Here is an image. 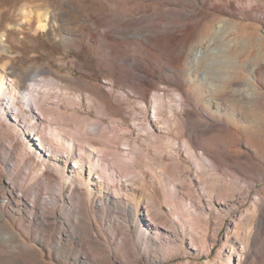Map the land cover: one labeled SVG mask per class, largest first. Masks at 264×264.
Masks as SVG:
<instances>
[{"label": "rangeland", "instance_id": "374dc122", "mask_svg": "<svg viewBox=\"0 0 264 264\" xmlns=\"http://www.w3.org/2000/svg\"><path fill=\"white\" fill-rule=\"evenodd\" d=\"M157 2L163 9L158 6L151 13H141L143 20H131L123 15L127 0H0V39L7 45L0 48V73L6 68L14 71L4 76L7 91L19 86L15 80L19 77L27 92L38 93L41 102L52 107L57 103L69 114L57 116L59 123L52 120L51 125L43 118L35 121L21 103L20 93L11 96V107L25 111L24 115L15 108L8 114L0 109V264H264V219L260 226L257 223L264 216V89L252 93L251 109L244 118L237 115L232 131L206 132L199 127L190 132L186 127L181 130L186 116L209 121L206 115L198 117L203 111L195 110L197 100L209 96H201L182 71L174 70L181 67L184 50L221 17L235 22L231 27L236 28L226 37L230 49L238 52L249 42L256 51L258 41L264 44V0H250L230 13L211 0ZM151 5L157 8L156 2ZM38 9L50 12L44 29L34 15L26 19L29 10ZM144 30L155 31L158 41L131 35ZM122 32L128 37L118 35ZM247 33H251L249 41ZM31 70L40 73L35 80H25ZM143 87H155L164 95L163 118L174 104V89L186 101L176 111L178 124L153 141L140 138L143 131L124 135L122 125L113 123L120 112L99 90L123 92L127 110L135 112L133 121L145 126L137 102L150 99L151 93L143 99L133 92ZM76 93L93 94L105 102V108L95 99L90 103L83 99L74 107ZM3 98L8 101L9 96ZM85 120L100 121L121 138L120 143H108L85 135L98 148L109 150L104 155L106 167L117 166L114 161L119 167L117 178L102 189L92 185L95 196L90 198L74 178L67 187L57 175L65 159L70 167L75 155L60 157L59 153L55 160L46 151V142L64 149L66 144L55 138L60 132L64 138L78 139L71 133ZM168 139L190 140L212 157L214 168L207 162L199 167L180 152L172 155L165 146ZM39 140L42 148L32 149L31 144ZM137 147L141 151L134 153ZM112 150L118 155L129 150L133 159L127 163L125 154L117 161ZM128 171L125 185L121 176ZM146 208L160 209L175 223L177 234L170 223L148 220ZM141 228L147 229L146 236ZM168 234L167 243L159 240Z\"/></svg>", "mask_w": 264, "mask_h": 264}, {"label": "bare ground", "instance_id": "6f19581e", "mask_svg": "<svg viewBox=\"0 0 264 264\" xmlns=\"http://www.w3.org/2000/svg\"><path fill=\"white\" fill-rule=\"evenodd\" d=\"M108 1L113 3L115 0ZM211 1L213 5L218 7L221 11L230 13L240 10L244 3L249 2L250 0ZM152 2H156L157 8H153L151 5ZM158 6L163 9V4H159L157 0H127V11H123V15L126 17H131V20H143L146 17L141 16V13H151L153 10H158ZM132 14H135L136 16H132ZM159 14L160 13L155 12V16ZM31 15H34L36 18L39 28L44 29L47 27V21L50 15L48 9H38L33 11L29 10L28 15H26L28 18H25L29 20ZM160 16H165V14L161 13V15L158 17ZM104 17L105 16H99L98 18L102 19ZM191 17H194V14L191 13ZM232 24H235V22L231 18L224 17H221L220 21L217 23L209 24L205 30V35L202 36V38L190 49L184 50L185 58L181 64V67L174 68V70L182 71L186 82H188L190 85H193V87L199 91L201 96L206 94L209 96L208 98H203L200 103L197 100L198 104L196 103L195 105L196 111H203V114H200L198 117L204 118L203 115H206L209 121L200 120L199 118L193 119L192 116L189 115L186 116V125L181 127V130H185L186 127L187 131L194 132L199 127H205L206 132H217L215 129L232 131L231 127H237L238 124V120L236 118L237 115H239L241 118H244L246 113H248L247 110L251 109L252 102L254 101L251 99L252 93L254 94L264 89V44H262V41H258V47L256 51L253 50L254 47H252V44H248L249 42H247L245 47L238 52H236V48L230 49V44L226 42L229 41V39L226 40V37L229 31H232L236 28L231 27ZM236 30H238V28ZM104 31L106 33L108 32L105 29ZM118 35H121L125 38L128 37L126 32L119 33ZM131 35L145 41H158L157 37L159 36L153 30H144L138 32L135 35ZM250 38L251 33H247L245 36L246 41H249ZM0 46L2 49L7 48L5 41H1V39ZM214 49H216V52H213ZM181 52V50L178 51L179 54ZM131 60L134 61V58H131ZM11 73H14V71L11 69L7 70V68L4 73H0V109H2V111H5L8 114L12 113L13 108H15L16 111L23 113L24 115L26 113L25 111H20L21 109L19 110L18 107H11L12 97L14 95L17 96L20 93L23 99L21 100V103H23L25 108L32 112L35 121L39 118H43L45 122H47L46 124L49 123L51 125L53 123L51 122L52 120L59 123L57 116H60L61 119L62 117L68 118L67 115L69 114H67V111L62 110L57 103L55 106L53 105V107L46 105L45 102H41L39 100L38 93H36L37 95H34L32 92H27V90L24 89V80L19 77L16 79L14 78L16 81H18V83H20L18 84L19 86L16 85L11 93L9 90L7 91V86L5 87L4 84V76H10ZM39 73L40 71L36 70L28 71L25 73L24 79L33 80L35 76L39 75ZM93 86H95L97 89L99 88V86L95 84ZM99 90L101 93H103V95L112 100L113 108L120 112L121 116L115 119L113 123H120L122 125V128L124 129V135L128 136L135 132L138 134L139 131H143L145 134H139V137L148 138L149 141L157 140L160 133L168 132L178 124L176 111L184 108L183 104L186 102L183 94L180 91L174 89L171 97L174 104L169 106V116L163 118L161 106L163 104L162 102L164 101V95L157 92V88L153 87L150 90L148 87H143L141 91L133 90V92L138 93V95L143 97V99L148 96L149 92L151 93L150 99L137 102L140 104L139 113L141 114L142 118L146 120L145 126H142L141 122L133 121L136 119L134 117L135 112H132V110H127V97L123 92H116L117 94H115L105 88ZM221 95H224V97H220ZM3 96H9L8 101H5ZM174 96L176 98H174ZM83 99H86L88 103L95 99L98 105H100L102 108H105V102L102 100L97 101L96 96H93V94L90 93L84 95L81 93H76V95L73 97L74 107L79 106ZM149 108L151 111L150 117L147 115V110ZM127 114L130 116H127ZM13 118L16 120V114H14ZM49 118H51L50 121L48 120ZM128 121L130 123H128ZM126 122L128 124H126ZM160 123H163V125H160ZM71 134L72 136H76L78 139L68 136L64 138V135L63 133L61 134V132L55 134V138L59 140L64 146L66 144V146L64 149L58 150L52 146V142H46V151L49 152L47 155L50 156V154H52L54 159L55 157L59 158V153L60 157L65 155L68 157L70 154L75 155L76 159L72 161L73 163L70 167H67L65 159L64 169L60 170L57 168V175L59 179H63V184H65L67 187L74 178V180L86 188L85 192L88 198H90L91 196H95V187L92 185L97 186L96 188L98 189H102L101 187H103L108 182V180L117 178L115 170L116 167L117 169L119 167L116 161L114 162L117 164V166H115L114 163H111L110 167H106L103 164V161L105 160L104 155H106L109 150L106 148H98L93 142L86 140L85 135L87 136L88 134H92L98 140L108 143H120L121 138L115 135V132L110 133L109 128L103 125V123L101 124L100 121L93 122L88 120L79 122L77 126H75L74 133ZM77 142L79 145L76 147ZM124 144L129 145L126 142H124ZM165 146L172 155L179 156L180 152L185 157H187L188 160L195 162L199 167L203 166L204 162H207L210 167L214 168L215 166L212 157L207 155L203 149L194 147L191 144V141L188 139H181L177 141L168 139ZM31 148L34 150L41 149L42 147L40 140L36 144L32 143ZM139 151H141V148L139 147L134 149V153ZM126 152L125 154L129 156V159L127 158L128 161L123 159L122 163H126V161L129 163L133 159V153H130L131 151L129 150H126ZM125 154L118 155L115 151H113L112 156L119 157L116 160L120 161L122 160L121 158L126 156ZM48 159L50 158H45V160ZM178 159L181 161L179 157ZM129 173V171L125 172V175L121 176L124 178L125 185L129 180V177L127 176L131 175ZM93 174L95 176H93ZM139 176L141 178L142 174H139ZM99 192H101V190ZM145 214L148 220L158 221L161 223V225H168L170 223L171 225L169 224V226L174 228L172 233L177 234V227L175 226V223L163 215L160 209L146 208ZM263 219L264 216L261 215L257 222L258 226L262 224ZM141 233L143 235L145 234L146 236L148 231L146 228H141ZM155 234L157 233L155 232ZM166 238L161 237L159 240L161 241L162 239H165L167 243L169 241V234L166 236ZM163 243L165 242L163 241Z\"/></svg>", "mask_w": 264, "mask_h": 264}]
</instances>
